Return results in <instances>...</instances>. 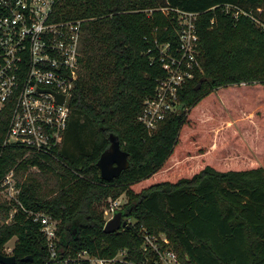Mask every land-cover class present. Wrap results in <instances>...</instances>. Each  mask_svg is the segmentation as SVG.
Wrapping results in <instances>:
<instances>
[{
	"label": "trees",
	"instance_id": "obj_1",
	"mask_svg": "<svg viewBox=\"0 0 264 264\" xmlns=\"http://www.w3.org/2000/svg\"><path fill=\"white\" fill-rule=\"evenodd\" d=\"M176 8L200 13L203 70L182 92L188 114H171L151 132L139 115L165 76L156 40L178 43ZM52 15L82 20L71 116L53 158L4 147L10 106L0 114V182L14 168L24 205L12 211L15 203L0 196V254L17 236V264H64L83 249L113 257L124 247L142 258L144 223L171 237L184 264H264V166L234 170L209 160L236 123L262 124L264 0H56ZM111 133L130 166L107 179L98 160ZM194 159L200 170L176 171ZM123 193L129 199L121 210L134 221L106 232L99 205ZM37 212L59 220L58 259Z\"/></svg>",
	"mask_w": 264,
	"mask_h": 264
},
{
	"label": "built area",
	"instance_id": "obj_2",
	"mask_svg": "<svg viewBox=\"0 0 264 264\" xmlns=\"http://www.w3.org/2000/svg\"><path fill=\"white\" fill-rule=\"evenodd\" d=\"M55 3L56 0H0V114L10 106L4 147L17 145L27 154L58 158L56 150L64 142L71 116L70 99L80 74L82 20H56L52 15ZM175 11L178 43L156 40L165 76L145 97L139 115L151 132L169 115L189 110L182 101V92L197 77V71L203 70L199 58L200 13L180 8ZM20 192L13 168L0 182V196L15 203L12 211L18 205L24 208ZM123 205L120 197H110L104 207L106 223ZM35 219L42 224L52 259H58L62 255L58 246L59 220L44 212H37ZM139 231L142 258L134 257L126 247L113 257L83 249L74 257H64V264H184L167 233L152 231L144 223Z\"/></svg>",
	"mask_w": 264,
	"mask_h": 264
},
{
	"label": "rangeland",
	"instance_id": "obj_3",
	"mask_svg": "<svg viewBox=\"0 0 264 264\" xmlns=\"http://www.w3.org/2000/svg\"><path fill=\"white\" fill-rule=\"evenodd\" d=\"M188 112L189 110L185 111V115ZM262 120V124L254 125V122L250 121L251 123H248L246 126H241L235 122L236 124L233 128L221 134L217 155L209 157V160H216L218 157L220 166L234 170L250 169L257 167V165L264 166L262 159V156H264V117ZM202 165L203 163L198 159H194L188 167L181 168L179 166L176 171L178 173L188 172L192 174L200 170L203 167ZM171 169L174 170V167H171ZM36 170V167L32 169V171ZM119 197L123 200V203L128 202L129 197L126 193H123ZM105 205L107 204L101 203L99 207L103 209ZM129 220L134 221L133 218H129ZM16 240L17 236H14L6 243L5 249L8 254L13 253Z\"/></svg>",
	"mask_w": 264,
	"mask_h": 264
},
{
	"label": "water",
	"instance_id": "obj_4",
	"mask_svg": "<svg viewBox=\"0 0 264 264\" xmlns=\"http://www.w3.org/2000/svg\"><path fill=\"white\" fill-rule=\"evenodd\" d=\"M199 87V86H198ZM64 101V96L60 97ZM182 109L179 108V112ZM111 144L101 154L98 165L101 168V174L104 178L113 179L119 176L122 171L130 166L129 151L124 149L121 144L119 135L110 134ZM129 224V219L125 217L123 210H118L114 217L111 218L104 227L106 232H114ZM32 259V256L24 257L25 260ZM17 256L14 253L0 254V262L3 264H17Z\"/></svg>",
	"mask_w": 264,
	"mask_h": 264
}]
</instances>
